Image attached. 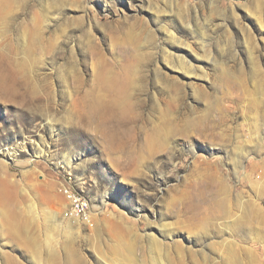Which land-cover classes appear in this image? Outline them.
<instances>
[{
	"label": "rangeland",
	"instance_id": "1",
	"mask_svg": "<svg viewBox=\"0 0 264 264\" xmlns=\"http://www.w3.org/2000/svg\"><path fill=\"white\" fill-rule=\"evenodd\" d=\"M161 263L264 264V0H0V264Z\"/></svg>",
	"mask_w": 264,
	"mask_h": 264
},
{
	"label": "built area",
	"instance_id": "2",
	"mask_svg": "<svg viewBox=\"0 0 264 264\" xmlns=\"http://www.w3.org/2000/svg\"><path fill=\"white\" fill-rule=\"evenodd\" d=\"M60 190L63 192L69 203L65 215L86 222H91V211L87 199L70 186L63 185L60 187Z\"/></svg>",
	"mask_w": 264,
	"mask_h": 264
},
{
	"label": "bare ground",
	"instance_id": "3",
	"mask_svg": "<svg viewBox=\"0 0 264 264\" xmlns=\"http://www.w3.org/2000/svg\"><path fill=\"white\" fill-rule=\"evenodd\" d=\"M112 87H114L113 90L115 92V94H112L113 101L107 104L111 108V109L109 108L111 114L108 115V113H103L104 116L102 117V119L104 121L108 120L111 124L126 125V121L123 120V118L120 115L124 114L130 108L129 107L130 106V102H129L130 99L128 100V98H127L128 97L127 96L128 87H126V86L119 87V86H116V85H113ZM112 87H111V90H112ZM107 105H106V107H107ZM111 115H114L115 117H111ZM55 215H56V213H55Z\"/></svg>",
	"mask_w": 264,
	"mask_h": 264
}]
</instances>
